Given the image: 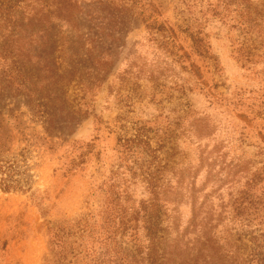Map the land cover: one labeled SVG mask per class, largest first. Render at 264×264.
I'll return each mask as SVG.
<instances>
[{
  "label": "rangeland",
  "instance_id": "obj_1",
  "mask_svg": "<svg viewBox=\"0 0 264 264\" xmlns=\"http://www.w3.org/2000/svg\"><path fill=\"white\" fill-rule=\"evenodd\" d=\"M76 1L79 33L51 13L57 50L33 59L39 95L54 74L73 129L47 130L25 92L0 94L2 150L25 149L33 174L31 189H0V264H154L205 230L229 264H255L264 211L245 224L235 207L249 188L264 198V0Z\"/></svg>",
  "mask_w": 264,
  "mask_h": 264
},
{
  "label": "trees",
  "instance_id": "obj_2",
  "mask_svg": "<svg viewBox=\"0 0 264 264\" xmlns=\"http://www.w3.org/2000/svg\"><path fill=\"white\" fill-rule=\"evenodd\" d=\"M27 0H0V59L9 61L6 67L0 71V94L7 91L17 94L18 92H25L28 98L27 105L33 110V113L43 119L47 130L51 132H59L61 123L64 124L65 129L71 131L73 128L74 110L66 109L59 105L57 94L49 91V83L56 82L54 74L47 79V94L42 98L41 91H37L36 85L42 79L35 71L33 59L40 58V54L47 56V52L54 51L57 48L52 46L56 40L47 42L46 25H51V13H54L58 19H63L69 23L70 26L76 29L79 33L80 28L76 21L77 17V1L76 0H46L47 8L54 6V10L47 12L31 11L26 9ZM25 18L28 20L25 23ZM37 28L35 29V27ZM37 44V45H36ZM48 48V49H47ZM100 57L103 58L102 55ZM104 61V59H96ZM43 69L46 68V60ZM47 68H50L47 66ZM58 68H61L58 66ZM57 69V68H56ZM45 70V69H44ZM40 72V71H38ZM59 78L61 81L65 80L69 85L72 80H75L78 70L76 66L68 68ZM46 80L45 78H43ZM50 80V82H49ZM82 78L76 80L77 85L82 86V90L90 88L82 85ZM85 87V88H83ZM55 88V87H54ZM37 94V95H36ZM40 94V95H39ZM64 112V114H61ZM77 113V111H76ZM63 129V128H62ZM3 144L0 143V189L6 192L16 190H28L32 188L33 174L30 172V164L26 156V150H20L19 154L7 155L2 150ZM19 155V157H18ZM251 185V184H250ZM253 187V186H251ZM252 188L245 192V195L236 201V216L240 217L241 222L249 224L255 217H261V211H264V198L258 199L253 193ZM151 215L148 218L151 228L158 227L159 213L161 206L157 203L151 204ZM202 241L199 240V245L193 247L192 250H180L177 253L170 252V256L163 253L161 259L156 260L154 264H229V253H224L222 246L214 241L210 236V230H205L202 236ZM260 238L253 236L251 241L254 246L248 258L255 264H264V251L259 249ZM257 244V245H255ZM185 251V252H182ZM235 259V258H234ZM122 263L118 264H132L128 256L119 258ZM160 261V262H159ZM235 261V260H234ZM231 262L230 264H232Z\"/></svg>",
  "mask_w": 264,
  "mask_h": 264
}]
</instances>
